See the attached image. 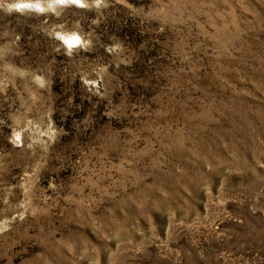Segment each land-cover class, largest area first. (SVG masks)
Masks as SVG:
<instances>
[{
    "label": "rangeland",
    "instance_id": "obj_1",
    "mask_svg": "<svg viewBox=\"0 0 264 264\" xmlns=\"http://www.w3.org/2000/svg\"><path fill=\"white\" fill-rule=\"evenodd\" d=\"M52 1L0 0V264H264V0Z\"/></svg>",
    "mask_w": 264,
    "mask_h": 264
},
{
    "label": "clouds",
    "instance_id": "obj_2",
    "mask_svg": "<svg viewBox=\"0 0 264 264\" xmlns=\"http://www.w3.org/2000/svg\"><path fill=\"white\" fill-rule=\"evenodd\" d=\"M60 3H80V0H59ZM38 9L40 11H43L42 8H40V5L38 3H32L31 0H15L14 3H11L8 5L9 10H16V11H24L25 9ZM72 43H75V41H72Z\"/></svg>",
    "mask_w": 264,
    "mask_h": 264
},
{
    "label": "trees",
    "instance_id": "obj_3",
    "mask_svg": "<svg viewBox=\"0 0 264 264\" xmlns=\"http://www.w3.org/2000/svg\"><path fill=\"white\" fill-rule=\"evenodd\" d=\"M11 15L12 16H18V17H22L23 18V17H25L26 14H21L20 15V14H16V13H11ZM28 16L37 17V18L41 17L40 15H37L36 16L35 14H28ZM33 35L37 39L36 43L34 44V47H40L41 46L40 41L45 39V36H44L43 31L40 28L36 27L33 30ZM28 50L31 51V49H28Z\"/></svg>",
    "mask_w": 264,
    "mask_h": 264
},
{
    "label": "water",
    "instance_id": "obj_4",
    "mask_svg": "<svg viewBox=\"0 0 264 264\" xmlns=\"http://www.w3.org/2000/svg\"><path fill=\"white\" fill-rule=\"evenodd\" d=\"M56 3H60L59 0L52 1V2L48 3V5H54V4H56ZM40 8H43V7L40 6ZM34 9H35V8H34ZM35 10L40 11V10H38V9H35ZM60 37H61V39H62V41H63L64 39L62 38L61 35H60ZM64 42H65V41H64Z\"/></svg>",
    "mask_w": 264,
    "mask_h": 264
},
{
    "label": "bare ground",
    "instance_id": "obj_5",
    "mask_svg": "<svg viewBox=\"0 0 264 264\" xmlns=\"http://www.w3.org/2000/svg\"><path fill=\"white\" fill-rule=\"evenodd\" d=\"M40 5V4H39ZM40 6H42V5H40ZM63 38V37H62ZM64 41H65V39H64ZM70 42V41H69ZM65 43H67L66 41H65Z\"/></svg>",
    "mask_w": 264,
    "mask_h": 264
}]
</instances>
